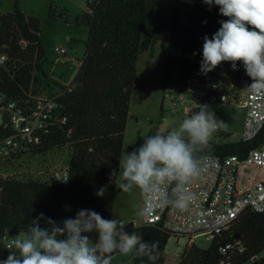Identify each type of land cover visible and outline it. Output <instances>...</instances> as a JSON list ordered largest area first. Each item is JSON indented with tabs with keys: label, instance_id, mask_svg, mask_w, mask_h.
Returning <instances> with one entry per match:
<instances>
[{
	"label": "trees",
	"instance_id": "16d2710c",
	"mask_svg": "<svg viewBox=\"0 0 264 264\" xmlns=\"http://www.w3.org/2000/svg\"><path fill=\"white\" fill-rule=\"evenodd\" d=\"M168 1L95 0L89 3L87 12L75 18L77 25L89 31L86 55L69 89L62 86L66 91L58 93L53 126L42 133L39 144L0 159V167H9L27 156L69 150L65 169L68 183L61 184L56 176L43 180L32 175H0V260L15 251L5 246V237L12 239L21 230H27V225L40 213L58 223L75 218L81 209L94 210L103 218L112 219L115 199L122 192L114 182L124 153L132 94L139 89L141 54L168 33L169 41L163 45L167 68L180 65L182 83L193 71L200 70L203 38H211L221 27L220 21L227 19L215 5L209 8L203 0H187L184 26L179 14H174L167 25L158 24V15L164 12ZM50 10L56 14L53 7ZM50 17L58 18L52 14ZM59 18L69 23L65 14ZM41 26V18L26 15L18 1L13 12L0 11V94L27 108L43 99L50 79L44 70L47 57ZM9 133L0 128V137ZM209 144V148L198 153L200 159H245L264 144V129L251 142L210 140ZM101 187L107 191L98 197L96 193ZM40 224L45 226L43 220ZM136 234H142L146 242L158 241V259L154 264H164L170 234L161 226H141ZM88 235L92 241L98 240L97 233ZM236 236L240 237L235 239ZM179 259L178 264H264V213L246 211L228 231L214 236L209 248L192 245ZM120 264L153 262L132 255L130 263Z\"/></svg>",
	"mask_w": 264,
	"mask_h": 264
},
{
	"label": "clouds",
	"instance_id": "9594fccd",
	"mask_svg": "<svg viewBox=\"0 0 264 264\" xmlns=\"http://www.w3.org/2000/svg\"><path fill=\"white\" fill-rule=\"evenodd\" d=\"M219 8L226 17L211 38L205 36L200 71L207 74L222 62L237 63L252 79L251 90L264 89V0H203ZM195 55V53H194ZM166 133L145 136L144 143L119 159V175L114 182L122 192L139 190L144 204L139 215L148 216L159 206L186 211L195 201L193 185L203 178L205 168L198 153L210 147L212 133L218 126L215 113L208 106L185 117ZM115 172H113L114 174ZM112 174V175H113ZM67 182L69 175L56 178ZM107 191L101 187L96 195ZM45 222L41 227L40 221ZM119 219H105L94 210L81 209L75 218L57 222L40 213L13 237L10 251L0 264H112L113 254L158 259V241L146 242L143 235L124 231ZM5 231H8L5 229ZM98 234L93 242L89 233Z\"/></svg>",
	"mask_w": 264,
	"mask_h": 264
},
{
	"label": "built area",
	"instance_id": "2783aa9c",
	"mask_svg": "<svg viewBox=\"0 0 264 264\" xmlns=\"http://www.w3.org/2000/svg\"><path fill=\"white\" fill-rule=\"evenodd\" d=\"M56 52L68 54L64 48H57ZM252 82L242 63L238 62L237 70H233L230 62H222L207 74L193 71L180 84V93L164 92V101L168 100L174 110H182L186 117L191 111L199 112L201 106L242 109V133L232 142H251L264 129V89H249ZM58 96L39 99L34 107L27 108L0 94V128L10 132L8 136L0 137V159L12 157L41 142L42 133H47L53 126ZM228 137L229 133L221 131L218 122L210 140ZM201 162L205 172L192 187L195 201L188 210L159 206L151 215L144 216V226H161L170 234L169 242L176 241V247L186 240L184 250L198 237L213 240L214 236L228 231L248 210L264 213V144L249 152L245 159L239 156L209 157ZM65 174L67 171L56 178H63ZM58 182L65 185L68 180ZM12 241L13 238L4 239L10 250L14 249L9 247Z\"/></svg>",
	"mask_w": 264,
	"mask_h": 264
},
{
	"label": "rangeland",
	"instance_id": "374dc122",
	"mask_svg": "<svg viewBox=\"0 0 264 264\" xmlns=\"http://www.w3.org/2000/svg\"><path fill=\"white\" fill-rule=\"evenodd\" d=\"M16 1L21 10L29 16H37L42 20L41 39L45 48L47 62L44 66L49 76L48 89L44 91L43 98L48 94L60 93L72 84L79 67L86 55V42L89 31L75 23V18L87 11V0H0V11L10 13L15 9ZM182 0H169L166 9L158 15V24L167 25L174 14H179L180 24L187 22L186 8L180 3ZM51 7L56 14L51 13ZM57 16L53 19L50 15ZM65 14L69 23L59 16ZM170 35L166 33L163 38L151 48H148L139 58L138 79L139 89L132 94L130 115L124 139V153H131L143 143L145 136L153 135L157 131L166 133L174 125L186 117L182 110H174L168 100L164 101V92L178 94L181 92V66L176 65L168 70L163 52V45L168 43ZM57 48H64L67 55H59ZM62 85L64 87H62ZM41 97V98H42ZM210 111L215 113L221 131L229 133L227 139L211 138L217 143H229L238 140L242 133L244 111L236 107L211 106ZM69 150L58 149L43 156H27L11 166L0 167V175L16 176L32 175L43 180L52 176H62L67 167ZM123 153V154H124ZM144 204L143 194L134 190L131 194L121 192L115 199L113 219L124 222V231L128 234L136 233L138 227L144 226V216L139 215ZM95 242V241H93ZM172 240L165 250L164 264H177L184 248L186 240L180 242V247L175 246ZM211 238L198 237L192 245L207 249L211 246ZM191 245V246H192ZM190 246V247H191ZM15 250V249H14ZM132 255L113 254V263H130Z\"/></svg>",
	"mask_w": 264,
	"mask_h": 264
},
{
	"label": "crops",
	"instance_id": "0c3cea01",
	"mask_svg": "<svg viewBox=\"0 0 264 264\" xmlns=\"http://www.w3.org/2000/svg\"><path fill=\"white\" fill-rule=\"evenodd\" d=\"M95 0H87V6H89V3H93ZM180 3L182 4V5H184V8H186V15H187V8H188V2H187V0H182V1H180ZM88 8V7H87ZM88 10V9H87ZM87 12V11H86ZM78 72V71H77ZM63 86V85H62ZM180 260V259H179ZM179 260H178V263H179ZM177 263V264H178Z\"/></svg>",
	"mask_w": 264,
	"mask_h": 264
},
{
	"label": "water",
	"instance_id": "95a60500",
	"mask_svg": "<svg viewBox=\"0 0 264 264\" xmlns=\"http://www.w3.org/2000/svg\"><path fill=\"white\" fill-rule=\"evenodd\" d=\"M24 46V45H23ZM240 236H236V237H234L235 239H237V238H239Z\"/></svg>",
	"mask_w": 264,
	"mask_h": 264
}]
</instances>
